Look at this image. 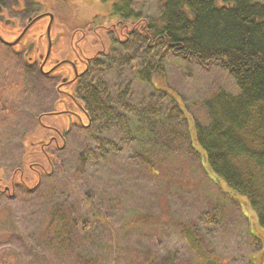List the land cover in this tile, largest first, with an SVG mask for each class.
<instances>
[{
	"label": "rangeland",
	"instance_id": "rangeland-1",
	"mask_svg": "<svg viewBox=\"0 0 264 264\" xmlns=\"http://www.w3.org/2000/svg\"><path fill=\"white\" fill-rule=\"evenodd\" d=\"M27 3L23 12L10 13L16 17L13 31L0 28V34L14 40L27 20L53 12L56 58L70 55L77 28L89 30L80 48L93 57L108 48L113 25L125 20L133 26L115 16V4L124 6L120 0ZM162 3L131 0V8L145 19ZM49 24L47 16L38 19L25 40L44 46L39 37ZM18 49L0 44V264H264L258 215L243 197L234 198L225 184L213 182L185 136L176 139L173 152L156 154L154 168L130 144L103 159L98 172L78 174L77 157L88 140L83 103L63 112L56 102L58 76L71 74L62 65L58 78L49 79L39 64L27 65ZM155 83L202 124L208 123V98L220 90L238 92L221 66L204 68L178 57L167 59ZM151 92L159 95L134 85V103L148 100ZM68 114L74 115L73 124ZM179 122L178 134L184 135L187 120Z\"/></svg>",
	"mask_w": 264,
	"mask_h": 264
},
{
	"label": "trees",
	"instance_id": "trees-1",
	"mask_svg": "<svg viewBox=\"0 0 264 264\" xmlns=\"http://www.w3.org/2000/svg\"><path fill=\"white\" fill-rule=\"evenodd\" d=\"M120 1L115 16L133 26L121 20L107 30L108 48L91 58L76 88L88 117L78 174L98 172L103 159L130 144L154 168L156 154L173 152L185 136L206 174L243 197L264 227V0H163L145 19L131 0ZM170 57L216 64L235 79L238 92L220 90L205 101L207 124L188 118L178 99L156 85ZM134 85L159 95L135 104ZM180 120H187L184 135Z\"/></svg>",
	"mask_w": 264,
	"mask_h": 264
},
{
	"label": "flooded vegetation",
	"instance_id": "flooded-vegetation-1",
	"mask_svg": "<svg viewBox=\"0 0 264 264\" xmlns=\"http://www.w3.org/2000/svg\"><path fill=\"white\" fill-rule=\"evenodd\" d=\"M64 1H66L68 4H73L74 0H64ZM27 5H28L27 0H13L11 2L9 0H0V28H3V30H6L8 32H12L13 31L12 26L16 25L15 24L16 21H14L16 17L15 16L9 17L10 13L19 14L27 8ZM47 12H51V11H47ZM47 17L51 19L50 16L47 15ZM31 20L32 19L27 20V23L23 24V26L18 32V36L14 40H7L0 34L6 41L10 42V41L18 40L16 44L9 45L1 39H0V44H3L7 47L18 46L19 49L15 53L17 54L24 53L25 63L27 65L35 66L36 64H39L40 72L49 79L53 80L59 77V79L56 80L57 83L56 93L59 95V98L56 100V102H59L64 106V110H62L64 112L66 111L65 110L66 107L72 106L73 103L77 104L79 101H81L77 97L76 88L82 76L84 75V72H86V70L89 69V63L92 57L86 55L84 49L80 48V43L81 41L85 40L88 37L89 30L86 31L83 28L75 29L72 32L70 38V47H71L70 55L67 54L64 57L56 58L54 57V53H55L54 46L57 44L59 39L58 38L55 39L56 36H54L52 32V25L54 21L52 22L50 28V38L48 37L47 34V30H48L47 28L45 34L43 33L39 37L40 41H42L41 42L42 45H44L43 43H45V45L38 47L39 43H36L34 40H30V41L28 40V42L25 40L27 33L29 32L30 28L33 25L32 24L31 26L28 27L29 25L28 23H30ZM26 27H28V29L24 33ZM22 33L24 34L21 36ZM78 33H80L79 36H77ZM50 42H51V51L49 56L47 57L48 47ZM100 52H104V46L102 47V50ZM62 65H66L67 72L71 74L70 77L64 76L62 74H61L62 76L61 75L58 76L59 75L58 72L60 70L59 68ZM76 70H77V75H76ZM81 111H83V108H81ZM84 115L86 116L88 121V117L85 112ZM73 116L68 114V118L70 120V123L72 124L74 123ZM75 119H77L79 123L86 126V124L83 123L84 118L82 117V115L76 113ZM59 135L61 136V134Z\"/></svg>",
	"mask_w": 264,
	"mask_h": 264
},
{
	"label": "water",
	"instance_id": "water-1",
	"mask_svg": "<svg viewBox=\"0 0 264 264\" xmlns=\"http://www.w3.org/2000/svg\"><path fill=\"white\" fill-rule=\"evenodd\" d=\"M47 15L50 16V18H51V19H50V24H49V26H48V30H47L48 37L50 38V28H51V24H52V22H53V20H54V16H53L52 13H43V14L37 16L36 18H34V19L29 23L28 27L31 26V25H32L35 21H37L38 19H40V18H42V17H44V16H47ZM28 27L25 28L24 33L26 32V30L28 29ZM24 33H22L21 36H22ZM21 36H20V37H21ZM0 39L3 40L4 42H6V43L9 44V45H14V44H16V43L18 42V40L10 41V42H9V41H6V40H4V38H3L1 35H0ZM50 51H51V42L49 43L47 57L49 56ZM42 68H43V67H42ZM49 72H50V71H49ZM76 75H77V70H76Z\"/></svg>",
	"mask_w": 264,
	"mask_h": 264
}]
</instances>
